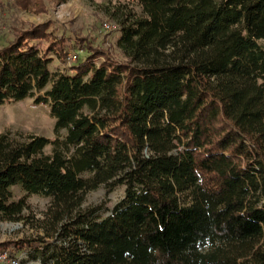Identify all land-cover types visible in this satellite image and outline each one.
<instances>
[{"label":"trees","instance_id":"obj_1","mask_svg":"<svg viewBox=\"0 0 264 264\" xmlns=\"http://www.w3.org/2000/svg\"><path fill=\"white\" fill-rule=\"evenodd\" d=\"M136 3L116 39L125 62L81 38L87 55L51 74L63 39L47 21L0 46V104L30 98L54 119L52 138L0 132V217L23 207L15 186L49 199L55 232L0 250L34 248L40 264H264V0ZM99 185H124L101 218L79 207Z\"/></svg>","mask_w":264,"mask_h":264},{"label":"rangeland","instance_id":"obj_2","mask_svg":"<svg viewBox=\"0 0 264 264\" xmlns=\"http://www.w3.org/2000/svg\"><path fill=\"white\" fill-rule=\"evenodd\" d=\"M34 4L38 11L22 9L16 6L13 0H0V46L13 37L15 30L47 21L50 36L53 39H63L61 50L64 53V61L55 53L48 54V70L51 74L69 72L68 66L77 64L87 55L81 38H85V42L93 47L106 50L116 61H127L116 46V39L127 10L140 14L136 0H39V4ZM40 8H43L42 11H39ZM45 45L43 42L40 52ZM67 56H75L76 59L68 62ZM48 86L49 83L45 88ZM53 123L54 119L48 114L47 104L33 103L30 98L0 104V132H29L52 138ZM49 149V146L44 147V153L49 152ZM10 192V200L17 202L22 198L23 207L12 217H0V242L19 238H34L46 243L51 241L55 232H51L52 229L50 230L42 220L49 199L35 194L27 195L15 186L10 188ZM123 192L124 185H116L110 190L105 185H99L84 194L79 207L81 210L93 209L92 215L104 217L123 196ZM41 245L40 242L36 244L39 248ZM0 251L14 256L18 264H40L34 248L11 247Z\"/></svg>","mask_w":264,"mask_h":264},{"label":"built area","instance_id":"obj_3","mask_svg":"<svg viewBox=\"0 0 264 264\" xmlns=\"http://www.w3.org/2000/svg\"><path fill=\"white\" fill-rule=\"evenodd\" d=\"M76 59L75 56H67V61H74ZM7 262V264H18V260L9 254L6 251H0V262Z\"/></svg>","mask_w":264,"mask_h":264}]
</instances>
